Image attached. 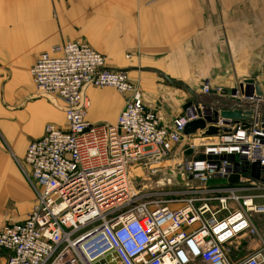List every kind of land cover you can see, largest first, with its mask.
I'll return each mask as SVG.
<instances>
[{
    "label": "built area",
    "instance_id": "built-area-1",
    "mask_svg": "<svg viewBox=\"0 0 264 264\" xmlns=\"http://www.w3.org/2000/svg\"><path fill=\"white\" fill-rule=\"evenodd\" d=\"M31 75L40 92L62 103L65 123L47 124L27 148L23 162L30 171L24 172L36 199L26 220L0 227L5 264H264V237L254 221L264 213V203L255 202L264 194L254 193L264 183L249 168L237 184H207L238 173L229 155L239 156V166L259 163L264 178L259 111L248 120L208 122L227 108L228 91L205 81L201 95L165 126L164 117L145 104L138 80L109 68L103 54L81 41L52 46ZM89 86L126 96L116 122L86 119ZM234 96L243 98L240 91ZM201 119L205 129L185 133ZM212 125L219 133L208 136ZM139 170L159 174L158 183L176 189H136L132 177L141 178ZM247 236L258 245L231 261L230 247Z\"/></svg>",
    "mask_w": 264,
    "mask_h": 264
},
{
    "label": "crops",
    "instance_id": "crops-1",
    "mask_svg": "<svg viewBox=\"0 0 264 264\" xmlns=\"http://www.w3.org/2000/svg\"><path fill=\"white\" fill-rule=\"evenodd\" d=\"M68 41L127 70L165 126L205 81L228 91L253 79L264 94V0H0V227L26 220L35 203L24 172L29 144L47 124L65 123L62 103L36 88L31 68ZM85 97L89 122L114 123L126 96L89 86ZM5 257L0 249V264Z\"/></svg>",
    "mask_w": 264,
    "mask_h": 264
},
{
    "label": "water",
    "instance_id": "water-1",
    "mask_svg": "<svg viewBox=\"0 0 264 264\" xmlns=\"http://www.w3.org/2000/svg\"><path fill=\"white\" fill-rule=\"evenodd\" d=\"M238 91L241 92L243 98L235 97V96L232 97L233 95H236ZM227 94H228L227 98L224 99L227 108L223 109L220 113L216 112L214 118L207 117L206 120L208 122L217 123L219 117L225 119H231L234 122H238L240 120H248L252 117V115L255 113L256 110L259 111L264 117V107H263L264 94L260 90L259 86L255 84V81L253 79H245L242 83L239 84L238 87L228 90ZM189 105L190 103H187L184 106V109H186ZM205 128H206L205 120L202 119L196 120L187 125L185 129V133L191 134L197 131L198 129H205ZM223 130L229 131L230 128L224 127ZM218 133H219V128L213 125L210 126L209 129L206 131V135L208 136H215ZM228 158L236 161L235 167L238 173L230 176L228 179H211L207 183L209 186L237 184L240 181L239 173L247 172L249 168L251 169L252 176L255 179L260 180L264 183V178H261L260 176L263 167H261L259 163H253L252 165H249L247 162H244L242 166H239L238 155H229ZM167 173L172 175L171 170L168 171ZM189 178H192V175H189ZM176 179L177 181L181 182L180 175L176 176Z\"/></svg>",
    "mask_w": 264,
    "mask_h": 264
},
{
    "label": "rangeland",
    "instance_id": "rangeland-1",
    "mask_svg": "<svg viewBox=\"0 0 264 264\" xmlns=\"http://www.w3.org/2000/svg\"><path fill=\"white\" fill-rule=\"evenodd\" d=\"M114 91L118 92L116 89L112 88ZM120 93V92H118ZM139 175H142V177L144 178H136L132 177V182L134 184V186L136 187V189H140L142 188L144 185H146L147 187L145 188V190L149 193H159V192H168L169 190L172 189H176L173 186L169 187L166 185H162V183H158V180L160 179L159 174L157 176H151V173L148 172H143L142 170H139V172H137ZM157 180V181H156ZM194 188H196V184H194ZM179 190L181 191H185L186 188L184 187H179ZM254 193L256 194H264V188H262V190H255ZM256 203L258 204H262L264 203L262 198H257ZM211 206L213 207H217L218 203L217 201H212ZM173 208L177 207V205H172ZM233 207H237V205H233ZM226 214V212H222L219 215L222 216ZM254 221L261 233V235L264 237V213H259V214H255L254 216ZM250 239L248 236L245 238H239L237 240H235L237 243H234L233 245V250L231 253V258L232 259H241L246 257L248 254H250V248L253 245L252 242L250 241ZM258 240V239H257ZM239 244V245H238ZM238 246V249L235 250L234 246Z\"/></svg>",
    "mask_w": 264,
    "mask_h": 264
},
{
    "label": "bare ground",
    "instance_id": "bare-ground-1",
    "mask_svg": "<svg viewBox=\"0 0 264 264\" xmlns=\"http://www.w3.org/2000/svg\"><path fill=\"white\" fill-rule=\"evenodd\" d=\"M157 181V180H156Z\"/></svg>",
    "mask_w": 264,
    "mask_h": 264
}]
</instances>
